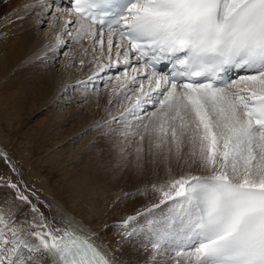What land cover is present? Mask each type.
Masks as SVG:
<instances>
[{
    "label": "snow or ice",
    "instance_id": "obj_1",
    "mask_svg": "<svg viewBox=\"0 0 264 264\" xmlns=\"http://www.w3.org/2000/svg\"><path fill=\"white\" fill-rule=\"evenodd\" d=\"M54 6L29 0L24 8ZM67 14L64 35L90 41L81 52L98 72L122 63L120 89L141 75L148 81L145 91L139 80L134 100L125 92L132 102L113 117L132 119L126 131L143 129L133 133L137 161L165 162L187 141L209 171L171 180L167 190L153 185L161 204L178 209L152 222L154 248H176L174 264H264V0H71ZM97 45L108 64L99 63ZM165 61L172 68L161 74ZM233 70L244 74L226 76ZM148 104L153 110L145 114ZM135 219L123 221L125 228ZM83 232L71 222L63 230L41 221L25 227L0 210V264H116L95 233Z\"/></svg>",
    "mask_w": 264,
    "mask_h": 264
},
{
    "label": "bare ground",
    "instance_id": "obj_2",
    "mask_svg": "<svg viewBox=\"0 0 264 264\" xmlns=\"http://www.w3.org/2000/svg\"><path fill=\"white\" fill-rule=\"evenodd\" d=\"M60 1L65 3L54 0L55 6L43 12L25 10L29 0L9 3L24 15L28 12L23 23L31 13L34 33H24L23 43L14 44L12 50L9 44L2 58L0 72L5 74L0 76L5 77L6 87L0 90V122L7 120L8 129H18L17 149L20 156L29 160L30 166L26 174L12 152L0 146V177L9 172L13 174L28 197L27 204H23L17 193L0 191V210L10 211L13 219L25 227L41 221L52 229L63 230L71 222L73 227L84 230L81 234L95 233V243L103 245L115 257L116 264H169L170 256H175L177 249L154 248L152 222L168 219L178 209L171 201L161 204L163 197L153 185L167 190L171 180L208 175L209 171L199 165L198 155L191 157L187 141L181 149L182 155L173 153L165 162L137 161L139 138L130 137L126 141L118 129L115 132L114 126L118 127L119 123L113 122V117H118L132 100L121 101L123 107L120 108V103V109L108 115L113 105L110 101L120 93L118 86L115 91L110 88V94L100 89L97 97L86 99L97 85L108 89L113 74L109 71L104 75L107 69L98 72L93 57L79 53L81 45L88 47L90 41L83 40L70 47L73 39L64 35V22L71 19L67 14L70 10L56 5ZM57 13H64L59 20ZM62 41L67 43L60 47ZM96 48L99 60L100 46ZM40 56L46 60L43 65L34 63ZM81 59L85 60L84 64L80 63ZM115 60L113 50L112 61ZM99 63L108 64L107 56ZM132 63L142 67L134 59ZM23 67L29 71L27 75L21 73ZM128 72L134 75L131 67ZM95 73L98 75L89 79ZM140 79L149 91L143 75L136 85L139 86ZM76 86L77 90L81 87L78 92ZM23 106L29 108L31 117L44 110L45 118L33 123H13L12 117H17ZM151 107V104L146 106V113ZM144 145L146 149L147 138ZM31 177L34 186L39 187L37 191L30 188ZM34 208L38 211L34 212ZM129 216L136 219L125 228L123 221Z\"/></svg>",
    "mask_w": 264,
    "mask_h": 264
},
{
    "label": "rangeland",
    "instance_id": "obj_3",
    "mask_svg": "<svg viewBox=\"0 0 264 264\" xmlns=\"http://www.w3.org/2000/svg\"><path fill=\"white\" fill-rule=\"evenodd\" d=\"M10 1L11 0H0V67H1V61H2V58H3V56H5L4 54H5V51L7 50V47H8V45L9 44H11V50H12V46L14 45V44H16V43H19V45H21V43H23V38H24V36H23V34L25 33H30L31 32V34L32 33H34V27H33V19L31 18V13L29 14V17L30 18H27L28 20L25 22V23H23V21L22 20H24V18L28 15V12H27V14L26 15H24L23 13H22V11L20 10H17L16 8H15V6H12V8H11V5L9 4L10 3ZM32 19V20H31ZM43 19V18H42ZM32 22V23H31ZM47 22V21H46ZM32 24V25H31ZM29 26V27H28ZM27 27V28H26ZM31 27V28H30ZM43 28H45V27H43ZM36 29V28H35ZM31 30V31H30ZM53 31H54V27H53ZM53 31L50 33L51 35H52V33H53ZM22 38V39H21ZM58 39V38H57ZM81 41H83V40H81ZM85 41V40H84ZM74 41H72L71 43H70V47H74L75 45H76V43L77 42H74ZM86 42V41H85ZM73 46H72V45ZM81 44H83V42L81 43ZM81 46H83L84 47V45H81ZM85 47H87L86 45H85ZM81 48L82 47H80V49H78V51H79V53L81 52ZM14 49V48H13ZM71 49V48H70ZM70 51L71 50H69V54H70ZM61 53H63V52H61ZM81 54H83L82 52H81ZM45 56V55H44ZM89 56V55H88ZM43 57V56H42ZM42 57L40 56V58L38 59H35V62L34 63H37V64H39V65H43L44 64V62H46V60L45 59H43L42 60ZM76 59H77V57H75ZM41 59V60H40ZM43 61V62H42ZM113 70V71H112ZM124 66H123V64L121 63L118 67H112V68H110V69H107L103 74L105 75V74H107V72H109L110 74H113V75H111V78L112 79H110V81L108 82L109 84H107V87L109 86V88L107 89L106 87H102V86H96V87H94V88H92L91 90H90V93H89V95H90V97H89V95L86 97V99L88 100H90V99H94L95 97H93V98H91V96H96L97 97V95L96 94H98L97 92H98V90H100V89H103L104 91H106V90H108L107 92L109 93V90H110V88H111V90L112 89H114L115 88V86H118L119 87V82L115 79V77L116 76H122V73L124 72ZM20 71H21V73L23 74V75H27L26 74V71H27V69H26V67H23V68H21L20 69ZM27 72H29V71H27ZM121 75H120V74ZM0 74H5V72H0ZM4 79H5V77H2V76H0V90H2V88L3 87H6V86H4V85H6V83L4 82ZM6 79L9 81V78H7L6 77ZM113 80H114V82H113ZM111 82L113 83V84H111ZM118 82V83H117ZM91 85H93V83H91ZM111 85V86H110ZM138 85H135V86H132V87H129L128 89H118L119 91L118 92H120L119 94H116L117 95V97H116V99H112L111 101H114V102H111L110 100V103H112L113 105L111 106L112 107V109L111 108H109L110 106H108V108H109V113H108V115L110 114V112L112 113H114V112H116V111H118L120 108H121V106L123 107V105L124 104H122L124 101H125V92H127L128 93V95L129 96H131L132 97V100H134L133 98V93H137V89H138ZM81 89V87H79L78 88V90H77V86L75 87V90L78 92L79 90ZM121 90H122V92H121ZM145 91H147L146 90V88H145ZM122 93V94H121ZM93 94V95H92ZM110 94V93H109ZM120 94H121V96H120ZM107 96V95H106ZM89 97V98H88ZM120 97V98H119ZM122 97V98H121ZM118 99H119V101H118ZM121 101H123V102H121ZM131 101V100H130ZM110 103H108V104H110ZM114 103H116V104H114ZM121 103V104H120ZM120 104V105H119ZM118 105L120 106V108L118 107ZM114 107H116V108H114ZM112 110V111H111ZM153 109H152V107L150 108V111L148 112V113H145V114H149L151 111H152ZM42 111H44V110H42ZM42 111L41 112H39L38 114H34V115H32V117L30 116V110H29V108L27 107V106H23V108L20 110V113H19V115L17 116V117H15V118H13L12 117V121H13V123H15V122H19L18 124H20V123H27V122H31V123H33L34 121L35 122H39L40 120H42V119H44L45 118V115H44V113H42ZM123 112V111H122ZM112 113V114H113ZM107 114V113H106ZM105 114V115H106ZM120 116V115H119ZM118 116V117H119ZM7 120H5V121H1L0 122V146L1 147H3V148H5V149H7V150H9L10 152H12V154L15 156V158H16V160H17V162H18V164L20 165V166H22V168L24 169V172L26 173V174H28L29 172V166H30V164L28 163V161L26 160V159H24L22 156H20V154H19V152H18V149H17V139H18V135H17V133H18V129H11V128H9L8 129V127H7V122H6ZM117 121V123H119V124H117L118 125V127L115 125L114 126V128H115V132H118V130L120 131V134H123V139L125 138V140L127 141L130 137L131 138H139L138 136H134L133 135V133L134 132H136L137 130H140V131H143V129L142 128H140L139 127V125L136 127V128H132L131 130H128V131H126L125 129H126V127L128 126V125H130V124H132V119L131 118H129V119H126V120H119V119H117L116 120ZM5 125V126H4ZM116 129H118V130H116ZM111 130H114V129H111ZM122 132V133H121ZM147 138V137H146ZM146 140V139H145ZM28 149H30V147H28ZM197 152H198V149H197ZM179 155H182L181 153H179ZM29 176V175H28ZM9 184H15L17 187L16 188H12V187H10V186H8ZM34 180H33V178L31 177V179H30V188L31 189H34L35 191H37L38 189H39V187H36V186H34ZM4 185V186H3ZM32 185V186H31ZM36 185V184H35ZM34 186V187H33ZM2 188V189H1ZM9 189V190H8ZM8 191V193H10V194H14V193H17L18 194V196L20 197L21 195H23V196H26V192L22 189L21 190V187L18 185V183H17V181L14 179V176H13V174H11L10 172L9 173H7V174H5L4 176H3V178H1L0 177V191ZM28 201V200H27ZM27 201H25V200H21V203H23V204H27ZM176 250H174V252H175ZM176 253V252H175ZM174 258H175V256L173 255V256H170V258H169V261H173L174 262ZM163 264H166V263H163Z\"/></svg>",
    "mask_w": 264,
    "mask_h": 264
}]
</instances>
